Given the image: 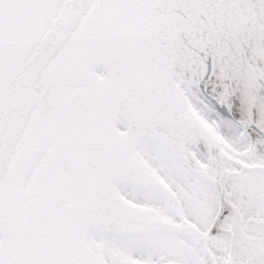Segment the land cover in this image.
Wrapping results in <instances>:
<instances>
[{
    "label": "snow or ice",
    "instance_id": "obj_1",
    "mask_svg": "<svg viewBox=\"0 0 264 264\" xmlns=\"http://www.w3.org/2000/svg\"><path fill=\"white\" fill-rule=\"evenodd\" d=\"M0 264H264V0H0Z\"/></svg>",
    "mask_w": 264,
    "mask_h": 264
}]
</instances>
